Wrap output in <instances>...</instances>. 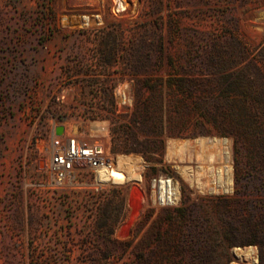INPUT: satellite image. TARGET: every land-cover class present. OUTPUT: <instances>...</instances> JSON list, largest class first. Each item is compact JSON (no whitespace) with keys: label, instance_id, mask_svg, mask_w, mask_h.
I'll return each instance as SVG.
<instances>
[{"label":"rangeland","instance_id":"1","mask_svg":"<svg viewBox=\"0 0 264 264\" xmlns=\"http://www.w3.org/2000/svg\"><path fill=\"white\" fill-rule=\"evenodd\" d=\"M125 1L0 0V264H260L264 0ZM51 116L142 179L56 193Z\"/></svg>","mask_w":264,"mask_h":264},{"label":"built area","instance_id":"2","mask_svg":"<svg viewBox=\"0 0 264 264\" xmlns=\"http://www.w3.org/2000/svg\"><path fill=\"white\" fill-rule=\"evenodd\" d=\"M113 12L119 16L127 9L125 0H113ZM101 118L99 113H88L81 116L82 120L98 121ZM49 143L47 146L46 170L49 175V183L56 193L71 191L79 186H85L87 177H94L93 186L99 190L106 184L98 181L99 171L103 168L113 170L114 163L105 157L103 145L96 141L89 144L83 139L68 136L67 128L64 126V134L59 136L56 133L59 124L53 116L49 118ZM44 167V166H43ZM43 167L40 166L42 169ZM172 181L165 177H154L151 179L152 191L156 193L158 201L163 205L172 203V191L169 183ZM83 184V185H79ZM168 186V187H166Z\"/></svg>","mask_w":264,"mask_h":264},{"label":"bare ground","instance_id":"3","mask_svg":"<svg viewBox=\"0 0 264 264\" xmlns=\"http://www.w3.org/2000/svg\"><path fill=\"white\" fill-rule=\"evenodd\" d=\"M96 127H98L100 133H102L105 136H108V128L105 123L103 124L101 123L100 125L97 124ZM138 162H139L138 160L130 157L119 158L118 161L112 162L115 165V168L113 170H110L108 168H103L99 171L98 181L100 183H109L113 181L114 183L125 184L126 182H129L133 178H136V180L137 179L141 180L142 179L141 176L135 173L136 172L135 168L136 165H138ZM169 187L170 190L172 191V195H174V197L171 200L172 203H174L179 198L178 187L177 185H173L172 182L169 183ZM236 253L238 258L250 259L253 264H256L257 262L256 257L253 256L254 255L253 249L237 250Z\"/></svg>","mask_w":264,"mask_h":264},{"label":"trees","instance_id":"4","mask_svg":"<svg viewBox=\"0 0 264 264\" xmlns=\"http://www.w3.org/2000/svg\"><path fill=\"white\" fill-rule=\"evenodd\" d=\"M135 152V151H130ZM252 240L247 242L246 245H256L259 247L260 264H264V226L256 225L249 232Z\"/></svg>","mask_w":264,"mask_h":264},{"label":"water","instance_id":"5","mask_svg":"<svg viewBox=\"0 0 264 264\" xmlns=\"http://www.w3.org/2000/svg\"><path fill=\"white\" fill-rule=\"evenodd\" d=\"M57 135L61 136L64 134V126H59L56 130Z\"/></svg>","mask_w":264,"mask_h":264}]
</instances>
